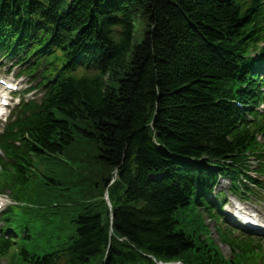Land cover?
Masks as SVG:
<instances>
[{
    "label": "trees",
    "instance_id": "1",
    "mask_svg": "<svg viewBox=\"0 0 264 264\" xmlns=\"http://www.w3.org/2000/svg\"><path fill=\"white\" fill-rule=\"evenodd\" d=\"M252 3L0 0V18L26 35L37 26L59 36L100 69L67 81L31 134L49 189H35L40 207L27 212L33 240L22 264H103L105 251L107 264H216L189 202L215 173L190 162L243 160L252 140L225 101L245 78L236 55L263 24ZM75 196V236L62 244L55 225L64 207L51 204Z\"/></svg>",
    "mask_w": 264,
    "mask_h": 264
},
{
    "label": "rangeland",
    "instance_id": "2",
    "mask_svg": "<svg viewBox=\"0 0 264 264\" xmlns=\"http://www.w3.org/2000/svg\"><path fill=\"white\" fill-rule=\"evenodd\" d=\"M80 198V197H79ZM82 198H83V196H82ZM77 199V196H75L74 198H73V200L72 201H74L75 202V200ZM225 251L227 252V249H225Z\"/></svg>",
    "mask_w": 264,
    "mask_h": 264
}]
</instances>
